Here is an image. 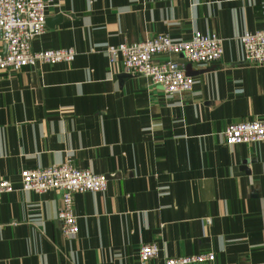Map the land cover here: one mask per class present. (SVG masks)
Returning a JSON list of instances; mask_svg holds the SVG:
<instances>
[{
  "label": "crops",
  "instance_id": "1",
  "mask_svg": "<svg viewBox=\"0 0 264 264\" xmlns=\"http://www.w3.org/2000/svg\"><path fill=\"white\" fill-rule=\"evenodd\" d=\"M34 50L72 48L71 62L0 70V264H164L214 252L213 264H264V143L228 145L230 123L264 119V65L240 37L264 26V0H47ZM224 39L222 58L159 55L193 76L166 95L122 72L110 45L157 34ZM5 44L0 41V52ZM71 160L109 176L74 196L79 233L62 235L60 193L21 189L23 169ZM159 256L140 260L144 244Z\"/></svg>",
  "mask_w": 264,
  "mask_h": 264
},
{
  "label": "built area",
  "instance_id": "2",
  "mask_svg": "<svg viewBox=\"0 0 264 264\" xmlns=\"http://www.w3.org/2000/svg\"><path fill=\"white\" fill-rule=\"evenodd\" d=\"M47 0H0V41L5 50L0 52V70L20 71L26 66L71 62L76 58L72 48L34 50L32 42L47 27ZM240 41L245 58L250 63L264 65V26L257 31L245 32ZM224 53V39L216 34L196 31L190 39L174 40L169 35L157 34L143 43L110 45L106 54L111 64L119 63L122 72L142 75L153 85L162 87L166 95L189 92L194 78L183 64L167 58L156 61L159 55L182 54L188 62L214 63ZM228 145L264 143V119L256 118L230 123L224 130ZM21 189L46 193H60L58 219L61 233L74 238L79 233L75 213L74 196L77 193L107 190L109 176L96 174L76 166L71 160L48 167L23 169ZM15 189L9 179H0V197ZM157 243L144 244L140 248V260L147 262L159 256ZM216 254L212 251L181 257H171L164 264H213Z\"/></svg>",
  "mask_w": 264,
  "mask_h": 264
}]
</instances>
